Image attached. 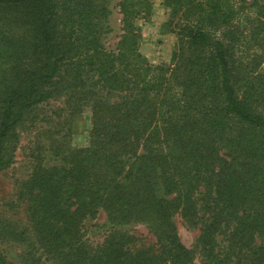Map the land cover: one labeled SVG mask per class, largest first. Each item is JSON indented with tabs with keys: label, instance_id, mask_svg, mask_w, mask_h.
<instances>
[{
	"label": "trees",
	"instance_id": "16d2710c",
	"mask_svg": "<svg viewBox=\"0 0 264 264\" xmlns=\"http://www.w3.org/2000/svg\"><path fill=\"white\" fill-rule=\"evenodd\" d=\"M1 1L23 10L25 39L0 96V170L37 104L59 93L72 114H91L88 144L24 183L43 251L59 264H195L196 252L204 264H264V0H163L177 26L168 65L139 50L149 0H119L113 50L105 0ZM100 209L145 224L157 247L115 229L87 244L80 227ZM176 214L198 226L194 247Z\"/></svg>",
	"mask_w": 264,
	"mask_h": 264
},
{
	"label": "rangeland",
	"instance_id": "374dc122",
	"mask_svg": "<svg viewBox=\"0 0 264 264\" xmlns=\"http://www.w3.org/2000/svg\"><path fill=\"white\" fill-rule=\"evenodd\" d=\"M149 1L150 10L135 20L140 34L139 50L152 64L168 65L178 45L177 26L170 15V8L163 0ZM118 2L105 0L109 9V31L102 36V43L108 50L115 48L121 33ZM22 14L23 10L10 8L0 0V96L4 94L5 80L12 76L11 71L21 72L17 55L22 54L21 44L25 39V15ZM65 100L66 96L55 93L49 100L37 104L25 114L16 127L18 142L12 162L0 170V253L9 264H59L40 246L31 226L27 200L22 190L36 165H59L69 149L88 144L90 110L84 107L80 112L72 114ZM172 220L181 242L186 247H194L199 235L198 226L186 223L177 214ZM112 229L130 235V246L134 248L157 247L154 234L145 224H113L102 209L93 218H85L80 227L83 239L90 245L99 244ZM221 238V235L217 237L220 246L225 243ZM195 264H204L198 252Z\"/></svg>",
	"mask_w": 264,
	"mask_h": 264
}]
</instances>
